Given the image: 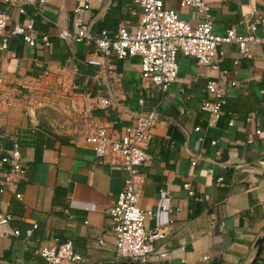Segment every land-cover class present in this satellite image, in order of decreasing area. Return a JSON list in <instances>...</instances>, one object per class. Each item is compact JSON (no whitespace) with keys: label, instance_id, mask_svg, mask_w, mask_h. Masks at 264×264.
Instances as JSON below:
<instances>
[{"label":"crops","instance_id":"1","mask_svg":"<svg viewBox=\"0 0 264 264\" xmlns=\"http://www.w3.org/2000/svg\"><path fill=\"white\" fill-rule=\"evenodd\" d=\"M164 1L181 19L201 20L178 0ZM206 2L216 34L234 29L245 37L249 13L255 9L264 16V0ZM76 5V0H0L9 29L20 24L51 40L50 46L32 48L14 36L0 51V70L13 88L6 93L8 103L0 102V213L11 216L0 225V264H49L37 251L64 242H71L86 264H137L115 261L107 214L126 172L74 139L89 114L103 126L119 128L153 107L158 115L147 147L150 159L140 168V207L153 213L145 228H160L166 238L145 264H250L264 232V39L249 45L250 56L236 44L220 45L224 56L218 68L179 54L177 78L163 93L143 84L137 56L97 54L102 65L88 63L102 30L135 33L140 9L134 0H93L89 10L78 13ZM77 23L88 26L82 41L59 37L62 31L75 34ZM211 81L225 93L217 121L201 109L203 101L214 100L207 91ZM86 94L110 104L90 109ZM15 144L26 173L6 185L1 159ZM254 264H264V245Z\"/></svg>","mask_w":264,"mask_h":264},{"label":"built area","instance_id":"2","mask_svg":"<svg viewBox=\"0 0 264 264\" xmlns=\"http://www.w3.org/2000/svg\"><path fill=\"white\" fill-rule=\"evenodd\" d=\"M7 1L32 3L36 0ZM39 1L44 2L45 0ZM178 1L181 8L193 10L201 20L192 24L181 19L177 11L167 7L164 0H134L140 9L139 23L135 33H130L125 28H119L115 34L102 30L95 38L96 55L105 57L113 55L119 60L139 57L143 84L156 86L164 93L177 78L179 54L194 58L198 64L218 68L224 56L223 51L219 50L220 45L236 44L241 54L250 56L249 45L259 43L264 39V16L258 14L255 9L249 13L246 21L249 34L241 37L234 29H228L222 34H216L213 31L211 10L206 0ZM76 2L74 12L78 13L82 10H89L93 0H76ZM20 12H23V8ZM8 25V14L0 10L1 52L8 49L10 39L14 36H21L24 42L32 48L38 44L42 46L51 44L47 35H39L20 24H16L12 29H9ZM87 31V25L77 23L75 34L62 31L59 37L80 42L85 37L83 33ZM257 32H260L261 36H257ZM96 55L88 60L90 65H102V61ZM2 59L0 56V62ZM12 89L10 80L0 70V102L8 103L9 98L6 93ZM73 89L75 86L72 85L71 90ZM207 91L213 94L214 100L203 101L201 109L210 114L211 121H217L222 114L225 93L214 81L208 83ZM86 98L89 100L90 109L104 108L110 104L109 100L103 97L86 94ZM71 107L74 111H79L75 101L71 103ZM157 115L158 111L153 107L138 114L132 124L113 128L101 125L89 114L83 119L81 133L74 139L76 143L90 145L97 157L112 166L121 168L127 174L124 187L118 194L115 204L107 209L115 235V261L127 260L145 264L152 255L157 253L166 238L164 231L160 228L154 230L145 228L146 220L151 218L153 213L144 211L140 207L144 184L140 168L150 159L147 147L153 136ZM211 144L214 146L217 142L213 140ZM195 163L193 161L192 165ZM1 164L6 168L4 171L6 185L14 184L24 178L26 169L22 164L19 144H15L3 156ZM217 179L220 181L222 177ZM3 190L1 188L0 192ZM15 196L22 199L21 193H16ZM10 219L9 214L0 213V225L8 223ZM31 232L32 229H29L26 233L30 235ZM13 233L18 235L19 230H14ZM37 254L49 264L88 263L74 249L71 242L45 246L39 249ZM159 256L164 259L168 255L166 252H160Z\"/></svg>","mask_w":264,"mask_h":264},{"label":"water","instance_id":"3","mask_svg":"<svg viewBox=\"0 0 264 264\" xmlns=\"http://www.w3.org/2000/svg\"><path fill=\"white\" fill-rule=\"evenodd\" d=\"M263 245H264V232H263V235L260 238H258V240L256 241L257 251H256L254 259L252 260L250 264H254L256 262L258 256L260 255L262 251Z\"/></svg>","mask_w":264,"mask_h":264},{"label":"rangeland","instance_id":"4","mask_svg":"<svg viewBox=\"0 0 264 264\" xmlns=\"http://www.w3.org/2000/svg\"><path fill=\"white\" fill-rule=\"evenodd\" d=\"M71 112H72L73 115H76L75 112H74L73 110H72ZM70 120H71L72 122H74L72 118H70Z\"/></svg>","mask_w":264,"mask_h":264},{"label":"trees","instance_id":"5","mask_svg":"<svg viewBox=\"0 0 264 264\" xmlns=\"http://www.w3.org/2000/svg\"><path fill=\"white\" fill-rule=\"evenodd\" d=\"M43 126V125H42Z\"/></svg>","mask_w":264,"mask_h":264}]
</instances>
